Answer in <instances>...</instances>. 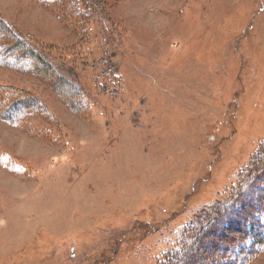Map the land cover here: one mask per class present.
I'll use <instances>...</instances> for the list:
<instances>
[{"label": "rangeland", "instance_id": "374dc122", "mask_svg": "<svg viewBox=\"0 0 264 264\" xmlns=\"http://www.w3.org/2000/svg\"><path fill=\"white\" fill-rule=\"evenodd\" d=\"M43 1L0 0V23L88 105L68 110L51 71L0 63V87L38 96L59 125L0 120V264L188 256L190 235L264 166V0H92L82 35L65 3ZM249 264H264V249Z\"/></svg>", "mask_w": 264, "mask_h": 264}, {"label": "trees", "instance_id": "16d2710c", "mask_svg": "<svg viewBox=\"0 0 264 264\" xmlns=\"http://www.w3.org/2000/svg\"><path fill=\"white\" fill-rule=\"evenodd\" d=\"M51 1H57L58 6L62 3L67 5L69 17L73 20V25L70 26L71 31H79L80 35L85 34L84 31H89L88 23L92 14V0ZM43 2L47 4V0ZM25 38L14 28L9 30L0 23V63L16 69V71L17 69L21 72L31 70L33 74L41 73L42 69L48 73L51 71L54 80L52 87L54 91L56 90L58 99L66 105L68 110L76 113L82 112L88 105L86 96H84L85 92L66 75L62 68L56 67L55 63L48 59V55H44L32 47V44ZM27 39L29 38L27 37ZM86 49L88 54V45ZM59 61L63 63L61 60ZM113 72L116 77H120L118 71L113 70ZM40 76L42 77V75ZM65 84L69 87L65 90L66 93L62 91ZM70 89L73 90L72 94L69 93ZM15 93L17 94V92L10 93L3 86L0 87L1 121L10 125H19L29 118L31 120L37 118L40 120L38 130L41 128L42 132H49L48 128L41 127L43 122L52 124V130L55 129L58 125L55 123V115L41 98L34 95L31 97L32 99L26 96L17 99ZM73 94H76L75 103ZM234 192L237 193L223 202L220 214L213 219V224L209 229L201 228L200 231L195 230L196 232L194 231L190 235L189 238L193 243L190 246L196 247L194 251L190 248L188 256H186L185 253L179 251L180 248L169 250L166 253L167 256L169 258L174 256L175 260L160 259L161 264H181L179 259L181 257L191 258L190 261L184 260L183 264H249L255 254L264 249V166L261 165V169L254 168L247 174L242 187ZM246 198H249V201L246 202ZM205 238L210 241L208 243H211V246H207L208 243L198 246L199 240L206 241ZM206 250L209 252V256H202L201 259H197L199 261H195V256L192 253Z\"/></svg>", "mask_w": 264, "mask_h": 264}, {"label": "bare ground", "instance_id": "6f19581e", "mask_svg": "<svg viewBox=\"0 0 264 264\" xmlns=\"http://www.w3.org/2000/svg\"><path fill=\"white\" fill-rule=\"evenodd\" d=\"M193 249H196V247L192 246V247H191V250H193ZM193 251H194V250H193Z\"/></svg>", "mask_w": 264, "mask_h": 264}]
</instances>
